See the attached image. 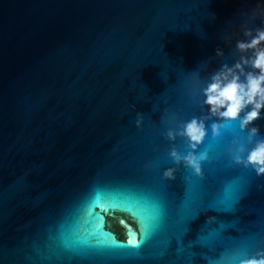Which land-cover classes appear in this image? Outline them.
Wrapping results in <instances>:
<instances>
[{
    "label": "water",
    "instance_id": "95a60500",
    "mask_svg": "<svg viewBox=\"0 0 264 264\" xmlns=\"http://www.w3.org/2000/svg\"><path fill=\"white\" fill-rule=\"evenodd\" d=\"M258 8L262 0H0V264H220L264 248V177L230 154L247 136L239 123L215 137V118L207 122L202 177L169 156L186 152L185 140L165 136L207 115L201 88L238 59L245 27L264 26ZM256 124L264 135V119ZM168 168L175 179H164ZM96 190L141 222L109 211L110 235L95 231ZM153 203L161 214L149 224Z\"/></svg>",
    "mask_w": 264,
    "mask_h": 264
},
{
    "label": "clouds",
    "instance_id": "9594fccd",
    "mask_svg": "<svg viewBox=\"0 0 264 264\" xmlns=\"http://www.w3.org/2000/svg\"><path fill=\"white\" fill-rule=\"evenodd\" d=\"M260 16H264V8L253 11V18ZM243 37L235 43V50L239 53L235 63H223L201 88L207 115L193 117L169 128L165 133L173 145L177 137L185 140L186 152L174 146L169 156L177 166L183 165L195 176L203 175V162L208 159V155L198 149L208 135L207 122L215 118L211 125L215 137L221 135L225 123L231 122H238L239 129L247 133L243 140L236 138L231 143L233 164L252 168L257 176L264 177V135L256 124L258 120L264 119V26L254 30L245 27ZM215 55L223 57L224 50L217 48ZM142 124L143 115L137 113L136 126L141 127ZM175 171V168L166 169L163 172L164 179H175ZM213 219L208 217V221ZM220 264H264V248L251 254L242 253Z\"/></svg>",
    "mask_w": 264,
    "mask_h": 264
},
{
    "label": "snow or ice",
    "instance_id": "6c2138e0",
    "mask_svg": "<svg viewBox=\"0 0 264 264\" xmlns=\"http://www.w3.org/2000/svg\"><path fill=\"white\" fill-rule=\"evenodd\" d=\"M153 204L155 207V214L152 217V219L149 221V224L155 223L161 214L160 204L159 203H153ZM97 209L100 210L99 214L96 211ZM115 210L124 211V212H127L129 215H133L134 217H137L132 213L131 210H129L125 207H122L121 205L115 203L111 199L110 193H108L104 190H96L93 193V196L91 198V201H90L88 209H87L88 216L92 218L91 222L93 224L94 230L98 231L102 234L110 235L104 231V217H105V214H107L109 211H115ZM138 220H139V222H141L139 218H138ZM121 223L123 224L124 221L122 220ZM114 242H117V241L114 239ZM127 243L129 245H132V246H139L140 241H137L135 236H129ZM210 264H211V262H210Z\"/></svg>",
    "mask_w": 264,
    "mask_h": 264
}]
</instances>
